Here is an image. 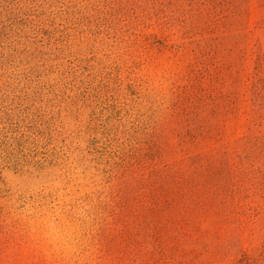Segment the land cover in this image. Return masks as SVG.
<instances>
[{
  "label": "rangeland",
  "instance_id": "obj_1",
  "mask_svg": "<svg viewBox=\"0 0 264 264\" xmlns=\"http://www.w3.org/2000/svg\"><path fill=\"white\" fill-rule=\"evenodd\" d=\"M0 264H264V0H0Z\"/></svg>",
  "mask_w": 264,
  "mask_h": 264
}]
</instances>
